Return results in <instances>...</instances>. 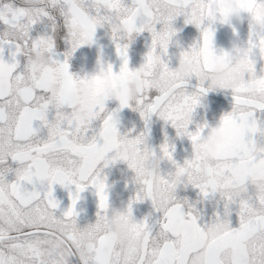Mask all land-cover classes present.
I'll return each instance as SVG.
<instances>
[{
  "label": "snow or ice",
  "instance_id": "obj_1",
  "mask_svg": "<svg viewBox=\"0 0 264 264\" xmlns=\"http://www.w3.org/2000/svg\"><path fill=\"white\" fill-rule=\"evenodd\" d=\"M215 0H23V7L11 4L0 6V23L6 31L0 34V264H264V121L256 113L264 112V31L250 27L247 42L249 71L244 78L231 84L209 83L207 73L216 54L211 26L204 21L219 19L228 22L229 16L213 11ZM257 0H245L241 12L250 13ZM207 8V14L203 9ZM129 8L135 15L128 16ZM120 19H113L114 14ZM184 15L186 24H194L202 31V41L188 52L195 54L199 71L190 73L176 85V95L162 92L157 81L167 76L172 68L161 58L166 53L175 29L172 22ZM250 17V16H249ZM47 18L62 22L67 30L71 51L65 59L55 58L53 36L33 39V26ZM138 19L141 23L138 25ZM251 19V17H250ZM126 25L127 38L147 30L152 34V47L142 66L147 69L141 94L133 105L127 99L125 84L132 69L129 68L128 43H117L116 51L123 58L118 73L108 64L107 73L117 90L115 100L121 108L130 107L140 113L147 124L153 114L170 121L177 135L187 136L194 146L206 131L199 125L189 131L191 120L186 111L193 112L200 98L213 88L230 89L232 110L219 122L224 141L217 145L210 158L192 153L184 163L173 159V146L167 140L161 152L175 171L188 177L185 185L199 190L203 198L219 194L223 210L217 211L210 222L187 199L177 195L162 204L154 195L148 181L126 213L118 218L129 224L119 243H113L106 234L105 225L109 197L106 177H101V164L114 163L115 140L119 135L115 111L108 112L107 96L88 108L73 105L68 97L73 86L89 77L80 78L69 72L68 58L77 48L91 44L98 26L109 25L113 39L122 35L116 24ZM157 25H162L157 30ZM14 48L11 62L3 58L4 47ZM160 49V51H158ZM197 49L199 51L197 52ZM44 52L47 64H38L34 57ZM23 56L21 64L17 57ZM63 79L59 80L58 77ZM198 84L196 91L187 92L185 85L192 77ZM99 81V77H91ZM208 86L205 87V83ZM60 87L57 90V84ZM155 92V95L150 93ZM259 92L260 99L254 98ZM54 111L50 119V112ZM39 122L34 126V122ZM46 129V136L42 130ZM146 133L135 137L143 144ZM203 165V167H201ZM134 172L137 165L128 163ZM160 175L159 184L166 192L168 176ZM47 183V190L43 189ZM75 185V194L69 193L71 205L57 214L59 201L53 195V185ZM31 186V187H29ZM94 186L98 196L97 219L88 224L92 229L91 254L82 255L78 244L76 204L79 194ZM150 199L161 216L150 224L147 218L136 222L132 216V203ZM235 211L238 227L231 226L229 217ZM143 240L133 247V240Z\"/></svg>",
  "mask_w": 264,
  "mask_h": 264
},
{
  "label": "flooded vegetation",
  "instance_id": "obj_2",
  "mask_svg": "<svg viewBox=\"0 0 264 264\" xmlns=\"http://www.w3.org/2000/svg\"><path fill=\"white\" fill-rule=\"evenodd\" d=\"M126 3H130L131 0H125ZM11 4L14 7H23V0H0V6ZM138 25L141 21L138 19ZM211 26L214 28V22L208 20L204 21L203 27ZM236 27L233 35L229 29L223 27ZM250 17L246 12H241L240 16L232 17L226 23H222L218 19L217 34L213 36V47L216 54L222 52H229L237 45H247L250 34ZM162 25H157L159 31ZM172 27L175 29V35L172 36L166 53H161V58L169 65L170 68H175L179 64V57L182 52L190 50L193 46L198 45L202 41V31L194 24H186L184 15L177 16L172 22ZM6 31V26L0 23V34ZM30 35L33 39L40 36H53L55 41L54 54L55 58L63 61L65 59V53L71 51V44L68 39L67 30L62 26V22L57 20L54 24L53 21L47 18L37 22ZM128 43V61L129 68L136 69L140 67L146 61L148 51L152 47V34L147 30L143 32L134 33L129 40L127 36H123L120 41L113 39V34L109 25L98 26L93 36V42L91 44L82 45L72 52L68 58L69 72L80 78L91 77L97 70L98 64H104L107 67L108 64L113 66V71L118 73L120 67L123 64V58L117 53V43ZM14 48H10L7 45L4 47L3 58L6 61L11 62V53ZM160 51V49H158ZM21 64L26 62V58L23 56L17 57ZM264 67V63H258L257 70ZM198 81L196 77H192L185 85L187 92L191 93L196 91V85ZM208 83H205V87ZM156 93H150L155 95ZM220 96L232 97L230 89L213 88L208 91L206 95L200 98L198 106L192 113V120L189 124V131L195 132L199 125L216 126L222 116L232 110L233 103L223 99ZM134 105V102H132ZM106 110L108 112L115 111L117 120V129L120 135L128 136L129 138H135L141 133H146L144 144L141 145L149 147L157 154L161 153V144L159 140L160 130L167 136V142L173 146L172 152L173 159L177 164H183L186 159L192 156V141L187 136L177 135V130L172 126L170 121H165L155 114L153 118L152 130L156 138L157 147L151 146V140L147 132V124L141 118L138 111H134L130 107L121 108L119 101L110 99L105 102ZM54 115V111L50 112L49 118ZM257 118L260 121H264V112H257ZM150 120V119H149ZM148 120V122H149ZM147 122V123H148ZM39 122H34V126ZM161 125V126H160ZM47 130L44 129L41 132L42 136H46ZM162 143V145L166 142ZM114 153H110L109 157ZM101 177H106V193L109 197V203L116 209L127 210L128 205L133 201L137 193L141 189V185L135 180V172L128 167V164L123 160H116L114 163H109L107 166L101 164ZM161 174L166 175L169 172H174V165L168 161H162L160 164ZM31 187V186H29ZM47 190V183L42 186ZM53 195L57 201H59V208L57 214H62L71 205V199L69 193L75 194V185H69L63 187L60 184H54ZM176 195L178 199L187 201L194 205L202 215L203 222H210L214 218L217 211L223 210V201L219 194H210L206 199L201 196L199 190L191 185L187 187L181 186ZM79 200L76 204L77 223L80 227H85L88 224L95 223L97 219L98 208V196L94 186H88L83 192L79 194ZM132 216L136 222L144 221L146 218L150 224H154L155 221L161 216V213L157 212L150 199H144L132 203ZM232 227H238V217L235 211L232 212L229 217ZM73 264H77L75 258H73Z\"/></svg>",
  "mask_w": 264,
  "mask_h": 264
},
{
  "label": "clouds",
  "instance_id": "obj_3",
  "mask_svg": "<svg viewBox=\"0 0 264 264\" xmlns=\"http://www.w3.org/2000/svg\"><path fill=\"white\" fill-rule=\"evenodd\" d=\"M244 3L245 0H215L212 10L224 12L229 18H238ZM203 14H207L206 7L203 9ZM127 15L133 16L135 15V11L129 8ZM249 16L251 17V27L254 30L264 31V0H257L254 7L251 8ZM113 19L114 21L119 20L120 14H114ZM116 27L120 30V35L127 36L126 25L118 23ZM198 51L199 49H197V52ZM194 56L195 54L190 51L186 56L180 55L178 66L172 68L170 73L162 80L157 81V86L162 92L169 95H176L177 83L186 78L190 73L199 71V65L195 62ZM34 60L38 64H47L48 56L46 53L41 52L39 56L34 57ZM248 71L249 65L247 63L246 47L244 45H237L233 50L228 52L227 58L218 55L213 59L212 70L207 73V79L210 84L219 82L231 84V82L243 79ZM146 72L147 69L141 65L136 69H132L130 75L127 77L125 88L127 99L130 103L134 102L135 104V101L140 96L141 90L148 79ZM93 76L99 77V81L91 79ZM91 77L73 86L68 97L73 105L79 108H88L96 104L98 99L104 96H107L109 99L116 98L117 90L104 64H98L97 70ZM58 79L62 80L63 77L59 76ZM56 87L57 90H59V83ZM254 98L260 99V93H254ZM192 113L191 111H186L185 118L192 120ZM224 139L225 137L219 123L216 126L207 125L206 131L202 134L201 138L194 146L192 145V153H199L206 158H210L216 151L217 145L222 143ZM141 145L142 144H137L135 142V138H129L126 135L122 136L119 134L115 140L113 157H115L116 160H123L127 164L133 163L137 165V170L135 171L136 182L142 187L144 181L151 183L157 200L162 204H166L169 196L176 194L181 186L187 185L188 177L179 172H172L171 175L167 177L170 184L165 192L159 184V179L161 175L160 164L162 161H167V159L162 152L157 154L149 147L144 146L142 148ZM259 150L264 151V146H261ZM201 167H203V165H201ZM125 213L126 210L116 209L109 203L106 215L110 217V220L104 227L106 234L113 243H119L120 238L129 228L127 221L118 218ZM78 244L82 255L88 256L91 254L93 244L92 229L87 226L79 228ZM132 244L134 248L140 247L143 244V240H133Z\"/></svg>",
  "mask_w": 264,
  "mask_h": 264
},
{
  "label": "water",
  "instance_id": "obj_4",
  "mask_svg": "<svg viewBox=\"0 0 264 264\" xmlns=\"http://www.w3.org/2000/svg\"><path fill=\"white\" fill-rule=\"evenodd\" d=\"M218 23V19L216 21H214V28H213V36H215V34H217V25ZM224 29H229L230 30V33L233 35L234 31H235V28L236 27H228V26H225L223 27ZM222 97L223 99L225 100H228L230 103H234L233 101V98L232 97H225V96H220ZM155 114H153L149 120V122L147 123V132H148V135L150 137V140H151V146L153 148H156L157 147V142H156V138L154 136V133H153V130H152V124H153V118H154Z\"/></svg>",
  "mask_w": 264,
  "mask_h": 264
},
{
  "label": "rangeland",
  "instance_id": "obj_5",
  "mask_svg": "<svg viewBox=\"0 0 264 264\" xmlns=\"http://www.w3.org/2000/svg\"><path fill=\"white\" fill-rule=\"evenodd\" d=\"M161 126V125H160ZM167 139V136L165 134H163V132L160 130V134H159V140H160V144L162 145V143Z\"/></svg>",
  "mask_w": 264,
  "mask_h": 264
}]
</instances>
